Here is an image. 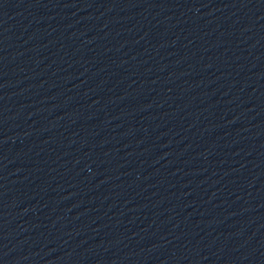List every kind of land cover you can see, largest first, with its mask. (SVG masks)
I'll return each mask as SVG.
<instances>
[{"label":"water","instance_id":"95a60500","mask_svg":"<svg viewBox=\"0 0 264 264\" xmlns=\"http://www.w3.org/2000/svg\"><path fill=\"white\" fill-rule=\"evenodd\" d=\"M202 264H264V73L235 176Z\"/></svg>","mask_w":264,"mask_h":264}]
</instances>
